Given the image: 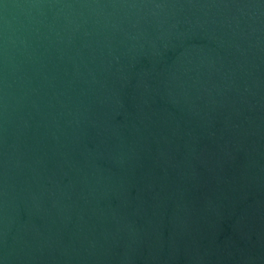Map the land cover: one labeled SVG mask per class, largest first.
<instances>
[{
    "label": "water",
    "instance_id": "1",
    "mask_svg": "<svg viewBox=\"0 0 264 264\" xmlns=\"http://www.w3.org/2000/svg\"><path fill=\"white\" fill-rule=\"evenodd\" d=\"M0 264H264V0H0Z\"/></svg>",
    "mask_w": 264,
    "mask_h": 264
}]
</instances>
